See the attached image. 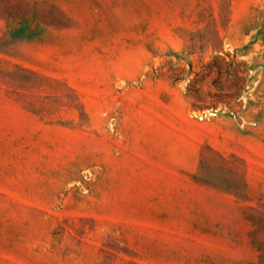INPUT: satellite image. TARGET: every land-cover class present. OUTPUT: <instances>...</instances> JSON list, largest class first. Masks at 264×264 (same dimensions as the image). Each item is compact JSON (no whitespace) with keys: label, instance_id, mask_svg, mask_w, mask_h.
I'll list each match as a JSON object with an SVG mask.
<instances>
[{"label":"rangeland","instance_id":"rangeland-1","mask_svg":"<svg viewBox=\"0 0 264 264\" xmlns=\"http://www.w3.org/2000/svg\"><path fill=\"white\" fill-rule=\"evenodd\" d=\"M0 264H264V0H0Z\"/></svg>","mask_w":264,"mask_h":264}]
</instances>
